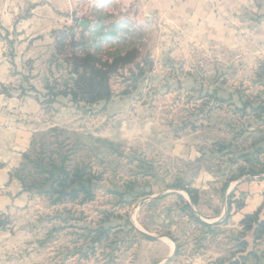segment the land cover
Wrapping results in <instances>:
<instances>
[{
    "label": "rangeland",
    "instance_id": "374dc122",
    "mask_svg": "<svg viewBox=\"0 0 264 264\" xmlns=\"http://www.w3.org/2000/svg\"><path fill=\"white\" fill-rule=\"evenodd\" d=\"M210 8L74 0L9 41L0 109L31 140L0 264H198L245 235L226 226L264 184V3Z\"/></svg>",
    "mask_w": 264,
    "mask_h": 264
},
{
    "label": "crops",
    "instance_id": "0c3cea01",
    "mask_svg": "<svg viewBox=\"0 0 264 264\" xmlns=\"http://www.w3.org/2000/svg\"><path fill=\"white\" fill-rule=\"evenodd\" d=\"M244 1L144 0L149 4H170L171 9L178 5L196 18L211 14V5H240ZM257 1L264 3V0ZM73 3L74 0H0V85L8 83L10 78L6 55L9 41L17 40L20 48L29 46L28 39L46 34L49 23L58 19L63 6ZM4 112L0 109V212L14 207L21 194L16 190L13 172L31 140V132L25 127L12 126L11 118ZM238 190L236 193L243 198L244 204L233 210L226 230L232 233L242 230L245 235L219 245L216 253L207 255L198 264H264V184ZM257 214V220L248 225L247 218Z\"/></svg>",
    "mask_w": 264,
    "mask_h": 264
},
{
    "label": "trees",
    "instance_id": "16d2710c",
    "mask_svg": "<svg viewBox=\"0 0 264 264\" xmlns=\"http://www.w3.org/2000/svg\"><path fill=\"white\" fill-rule=\"evenodd\" d=\"M77 68H78V67H77ZM93 68H94V70H95V73H96L97 76H98L99 71H98L97 67L93 66ZM76 72H77V70H76ZM78 90H81V89L79 88ZM72 96L74 97V99H78V94H77L75 91L72 92Z\"/></svg>",
    "mask_w": 264,
    "mask_h": 264
}]
</instances>
